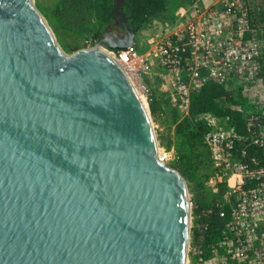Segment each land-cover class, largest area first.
I'll list each match as a JSON object with an SVG mask.
<instances>
[{
  "label": "water",
  "instance_id": "95a60500",
  "mask_svg": "<svg viewBox=\"0 0 264 264\" xmlns=\"http://www.w3.org/2000/svg\"><path fill=\"white\" fill-rule=\"evenodd\" d=\"M190 222L120 64L66 55L34 0H0V264H186Z\"/></svg>",
  "mask_w": 264,
  "mask_h": 264
},
{
  "label": "built area",
  "instance_id": "2783aa9c",
  "mask_svg": "<svg viewBox=\"0 0 264 264\" xmlns=\"http://www.w3.org/2000/svg\"><path fill=\"white\" fill-rule=\"evenodd\" d=\"M212 1L221 12L198 10L173 34L151 36L145 54L135 43L119 49V64L161 117L168 115L166 102L190 117L193 93L207 83L225 89L216 103L242 117L244 132L230 117L203 114L202 145L212 163L208 184L239 194L231 215L242 231L251 216L264 213V0Z\"/></svg>",
  "mask_w": 264,
  "mask_h": 264
},
{
  "label": "rangeland",
  "instance_id": "374dc122",
  "mask_svg": "<svg viewBox=\"0 0 264 264\" xmlns=\"http://www.w3.org/2000/svg\"><path fill=\"white\" fill-rule=\"evenodd\" d=\"M119 1V8L131 28L134 19L132 4L128 0ZM197 1L183 0L179 4L172 3L165 17L137 31L131 28L135 34L134 43L137 49L143 54L147 53L148 39L151 36L163 37L165 34H173L193 19L198 10L209 14L215 11L212 0H199L200 2L196 3ZM116 2L117 0H34V5L45 18L59 46L67 54L101 46L119 63V49H112L103 42L106 33H125L115 14ZM216 9L222 11V8ZM113 38L115 37L109 40H116ZM135 87L145 97L139 82H136ZM166 105L169 110L166 117L158 114L155 104V114H152L151 108H148V113L158 152L161 155L167 154V159L162 160V163L177 171L187 184L191 206L187 264H264V213L257 212L251 216L248 220L250 226L240 231L231 215L239 200V194H224L228 191L224 186L220 188L223 194H219L220 190L216 192V187L208 184L212 163L207 149L204 146H198L194 151L188 148L190 136L183 132L190 128L196 130L197 127L206 126L207 118L183 117L176 107L168 102ZM184 159L191 160L193 167L182 165ZM217 209L225 213L224 219L227 215L230 217L223 226L221 235L211 241L209 224L212 214L209 211L214 212Z\"/></svg>",
  "mask_w": 264,
  "mask_h": 264
},
{
  "label": "trees",
  "instance_id": "16d2710c",
  "mask_svg": "<svg viewBox=\"0 0 264 264\" xmlns=\"http://www.w3.org/2000/svg\"><path fill=\"white\" fill-rule=\"evenodd\" d=\"M131 2L133 7V25L131 28L134 31H137L143 26H146L152 23L155 20H160L165 17L167 11L172 3L179 4L183 0H128ZM226 94L225 89L214 83L205 84L200 90L193 93L192 96V104H191V115L190 117H198L203 114L213 113L218 118H226L230 117L232 122L237 123V133L242 134L244 132L243 120L242 117L238 114L233 113L230 109L221 108L216 103L217 99L224 97ZM152 114H155L154 106L151 105ZM179 127V125H178ZM178 133H182L181 130H177ZM206 132V127L190 128L186 132V135L190 136L188 141V148L191 151H194L198 146L202 145V138L204 133ZM182 165L193 167L191 160L184 159ZM223 188V187H221ZM219 194H223L222 189ZM212 216L210 217L209 224V232L211 234L210 240L216 239V237L221 235L222 228L225 223L228 221L230 216H226L227 218H223L219 210H215L211 212ZM225 216V215H224ZM209 240V241H210Z\"/></svg>",
  "mask_w": 264,
  "mask_h": 264
},
{
  "label": "bare ground",
  "instance_id": "6f19581e",
  "mask_svg": "<svg viewBox=\"0 0 264 264\" xmlns=\"http://www.w3.org/2000/svg\"><path fill=\"white\" fill-rule=\"evenodd\" d=\"M108 34H110V35H108ZM107 36V37H109L108 39H107V37L106 38H104L103 37V41L105 42V43H107V44H110V45H123L125 42H126V40H127V38H128V33L127 32H125V33H123V34H120L119 32H117V31H113V32H111V33H106V34H104V36ZM111 37H115V38H113V39H116V40H109V39H111ZM60 47V46H59ZM61 48V47H60ZM96 48V47H95ZM100 51H102V52H104L105 54H107L108 56H110L111 58H113V59H115L114 57H113V55L110 53V52H108L106 49H104L103 47H101V46H99V47H97ZM61 50L66 54V55H73V54H67L62 48H61ZM76 53V52H75ZM116 60V59H115ZM117 61V60H116ZM139 96H140V98H141V100H142V102H143V104H144V106H145V109L147 110V112H148V107H147V102H146V100H145V97H143V95H141L140 93H139ZM152 128H153V126H152ZM157 156H158V159L162 162V160H164V158H167V154H163V155H161V154H159V152H158V149H157ZM186 264H187V262H186Z\"/></svg>",
  "mask_w": 264,
  "mask_h": 264
},
{
  "label": "flooded vegetation",
  "instance_id": "af4514ba",
  "mask_svg": "<svg viewBox=\"0 0 264 264\" xmlns=\"http://www.w3.org/2000/svg\"><path fill=\"white\" fill-rule=\"evenodd\" d=\"M104 38H106V36H104Z\"/></svg>",
  "mask_w": 264,
  "mask_h": 264
}]
</instances>
